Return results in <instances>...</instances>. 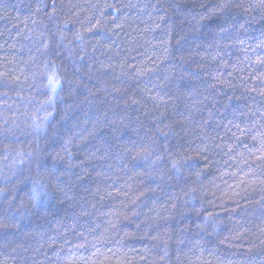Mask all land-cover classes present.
Returning <instances> with one entry per match:
<instances>
[{
	"label": "trees",
	"instance_id": "1",
	"mask_svg": "<svg viewBox=\"0 0 264 264\" xmlns=\"http://www.w3.org/2000/svg\"><path fill=\"white\" fill-rule=\"evenodd\" d=\"M0 264H264V0H0Z\"/></svg>",
	"mask_w": 264,
	"mask_h": 264
}]
</instances>
